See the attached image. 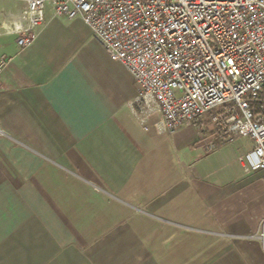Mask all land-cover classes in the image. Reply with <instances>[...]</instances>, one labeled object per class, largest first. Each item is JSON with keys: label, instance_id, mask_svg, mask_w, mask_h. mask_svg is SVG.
Returning <instances> with one entry per match:
<instances>
[{"label": "crops", "instance_id": "0c3cea01", "mask_svg": "<svg viewBox=\"0 0 264 264\" xmlns=\"http://www.w3.org/2000/svg\"><path fill=\"white\" fill-rule=\"evenodd\" d=\"M23 6L0 0V264H264V169L239 162L252 137L146 130L133 75L109 85L83 20L48 4L21 46L2 24Z\"/></svg>", "mask_w": 264, "mask_h": 264}, {"label": "built area", "instance_id": "2783aa9c", "mask_svg": "<svg viewBox=\"0 0 264 264\" xmlns=\"http://www.w3.org/2000/svg\"><path fill=\"white\" fill-rule=\"evenodd\" d=\"M19 1L2 24L19 45L34 42L48 4L60 17H80L133 75L139 93L129 106L146 130L174 135L218 110L224 133L254 140L239 157L244 171L264 169V0ZM4 66L1 59L0 77ZM254 237L264 243V219Z\"/></svg>", "mask_w": 264, "mask_h": 264}, {"label": "rangeland", "instance_id": "374dc122", "mask_svg": "<svg viewBox=\"0 0 264 264\" xmlns=\"http://www.w3.org/2000/svg\"><path fill=\"white\" fill-rule=\"evenodd\" d=\"M102 52V51H100ZM105 53V52H103ZM106 55V54H105ZM108 57L107 55L105 56ZM98 60L95 61L96 69L100 72H103V74L107 75V78L109 79L110 83L109 85L117 91L118 89L122 90L129 85H133V81L131 79V75L129 74L128 70L119 62H114L110 58H98ZM218 113V110L211 111L210 113H207L204 115L200 120L209 119L212 123H214L215 128L220 129L219 122L215 120Z\"/></svg>", "mask_w": 264, "mask_h": 264}]
</instances>
